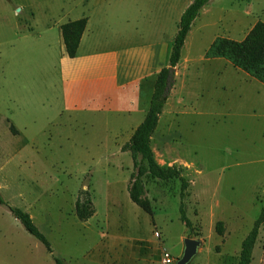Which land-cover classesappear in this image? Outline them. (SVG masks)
<instances>
[{
	"label": "rangeland",
	"instance_id": "obj_1",
	"mask_svg": "<svg viewBox=\"0 0 264 264\" xmlns=\"http://www.w3.org/2000/svg\"><path fill=\"white\" fill-rule=\"evenodd\" d=\"M190 1L0 0V194L29 213L51 246L48 251L0 204V264H57V258L62 264H176L187 237L201 241L189 264H235L264 208V86L206 52L217 37L242 40L264 21V0H211L201 11L181 64L198 70L194 112L186 83L170 79L152 145L161 165L186 169L192 229L180 219L179 180L144 178L150 211L131 200L133 159L123 150L128 128L116 134L117 125L103 117L84 120L64 111L59 58L47 52L49 25L68 10L74 9L71 19L84 7L107 10L116 22L129 19L171 37ZM83 190L95 207L86 221L75 211ZM251 264H264V224Z\"/></svg>",
	"mask_w": 264,
	"mask_h": 264
},
{
	"label": "crops",
	"instance_id": "obj_2",
	"mask_svg": "<svg viewBox=\"0 0 264 264\" xmlns=\"http://www.w3.org/2000/svg\"><path fill=\"white\" fill-rule=\"evenodd\" d=\"M189 4L181 7L179 21H175L178 22V26ZM74 7L79 9L78 6ZM82 11L84 12L81 16L71 19L74 9L68 10L63 20L49 25L47 32L50 33V38L52 36L47 52L59 58L56 71L59 75L61 105L67 113L83 114L84 120H92V118L99 120L103 117L107 123H112V128L113 125H117L116 134L128 128L129 132L126 131L131 138L150 110L162 69L170 67V55L178 27L177 31L168 37L163 35L161 30V32L147 30L142 28L143 24L139 27L129 19L116 22L107 10H103L100 14V12H90L84 7ZM85 14L87 24L77 53L71 58L67 53L61 26L84 18ZM199 15L192 24L186 40L193 33ZM165 18L164 15V20ZM186 57L181 53L180 61L173 73L176 75L169 79H174L183 87L186 83L185 90L188 92L189 105L194 112L200 97L195 89L198 70L196 67H181ZM198 61L193 58L194 64ZM245 73L251 77L247 80H256L264 86L262 82ZM170 83L172 86L171 80ZM169 94L163 112L168 104ZM161 116L162 114L160 118Z\"/></svg>",
	"mask_w": 264,
	"mask_h": 264
},
{
	"label": "trees",
	"instance_id": "obj_3",
	"mask_svg": "<svg viewBox=\"0 0 264 264\" xmlns=\"http://www.w3.org/2000/svg\"><path fill=\"white\" fill-rule=\"evenodd\" d=\"M211 0H193L183 12L174 44L170 55V67H175L181 58L183 46L192 24L201 10ZM87 24V18L70 21L61 26L68 55L75 57L82 34ZM206 57L224 58L234 67L239 68L264 84V21H257L249 33L242 39L230 37H217L206 52ZM170 69H162L151 101V107L144 121L137 127L129 141L123 146L124 151H130L133 159L134 171L128 185L131 200L145 211L151 210V200L147 196L144 178L150 177L162 181L179 180L180 186V219L189 229L193 223L187 216L185 198L188 196L190 181L185 176V167L177 164L161 165L153 149V134L158 128L160 115L168 99L171 87ZM0 204L7 205L16 219L20 221L25 230L40 241L48 251H51L50 243L45 234L35 224L32 217L21 208L9 206L0 194ZM76 215L80 220L86 221L95 213L92 196L88 190H83L77 197L75 204ZM264 224V208L255 220L249 234L241 243V251L235 264H251L253 252L258 240L259 232ZM216 231L224 234V224L219 221ZM57 264H62L56 259Z\"/></svg>",
	"mask_w": 264,
	"mask_h": 264
},
{
	"label": "water",
	"instance_id": "obj_4",
	"mask_svg": "<svg viewBox=\"0 0 264 264\" xmlns=\"http://www.w3.org/2000/svg\"><path fill=\"white\" fill-rule=\"evenodd\" d=\"M170 72H175V67H169ZM185 248L182 257L177 261L176 264H189L190 261L194 258V256L199 251V246L201 244L200 240L187 237L184 241Z\"/></svg>",
	"mask_w": 264,
	"mask_h": 264
},
{
	"label": "built area",
	"instance_id": "obj_5",
	"mask_svg": "<svg viewBox=\"0 0 264 264\" xmlns=\"http://www.w3.org/2000/svg\"><path fill=\"white\" fill-rule=\"evenodd\" d=\"M166 262H168V263L171 262L170 258H167Z\"/></svg>",
	"mask_w": 264,
	"mask_h": 264
}]
</instances>
